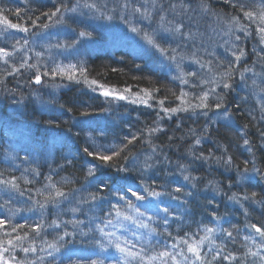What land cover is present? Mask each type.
I'll list each match as a JSON object with an SVG mask.
<instances>
[{
    "label": "trees",
    "instance_id": "trees-1",
    "mask_svg": "<svg viewBox=\"0 0 264 264\" xmlns=\"http://www.w3.org/2000/svg\"><path fill=\"white\" fill-rule=\"evenodd\" d=\"M206 2L213 13L219 14L226 19L231 20L233 16H239L242 24L249 25L248 30L251 33L238 45L239 48L245 50V56L236 65L234 74L235 91H226L222 86L216 88V94L224 96L225 103L232 112V120L228 122L230 124L229 127H225L223 120L219 123L214 122L216 120L213 115V112L216 111L214 108L212 112H209L208 117L200 115V110H197L196 113L192 111L178 112L172 115L171 118L165 116L160 109L159 100L164 99V107H176L180 103L176 96H179L181 88L190 94V99L199 95L201 89L181 85L178 80H172L167 73L155 70L150 64L142 59L135 58L128 52L125 53L120 50L117 52H109L111 50L102 51L103 43L99 41V48L95 49L92 54L83 59H76L73 62H64V64L82 61L88 69L90 78H95L105 85L114 86L118 90H122L126 86H131L133 93L139 92L142 88L160 89L159 92L153 93L154 99L150 101L154 104L152 107L155 110H149L148 106L142 104L129 105L118 101L105 102L98 95L90 96L85 91L84 84H76L67 80L61 82L59 78H57L56 83H63L68 86L64 89H61L63 87L59 88L61 90H59L57 97L44 99L45 103L41 105L37 99L21 90L20 80L27 74V71L28 76L24 80L25 84L27 83L28 85L26 89L30 92L33 88H39L35 84H28L31 77L35 75V70L32 69L29 73V70L21 69L20 74L13 75L6 80L8 82L0 74V89L3 92H5V89L12 91L17 97V104H21L23 107H21L23 112L18 111L15 115L14 111L17 110V104L11 99L0 98V172L3 173L2 178L4 179H10L13 176L17 177L20 190L25 193L23 196L18 193H12L11 202L5 208L0 209V218L7 216L12 218V223L11 225H6V230L11 232V227L16 224H23L25 221L28 224L40 221L41 213L33 205L32 201L42 200V197L37 195V190H44V185L47 183L45 177L52 175L54 181L57 182V186L61 187L66 193L71 192L72 195L68 200H62L57 206L48 205L43 213L45 224H50L54 219L58 221L76 219L84 222L80 225V228L88 233L87 236H81L79 229H74L71 223L62 224L61 228L56 231L45 227L46 236L42 235L35 239V246L38 249L36 254L29 253L25 257V254L17 249L11 253H5L6 258L14 255L17 260L41 264L40 258L43 257L42 264H67V259L71 256L72 259H104L107 264L109 259L117 257L119 254L116 253L115 249L110 248L97 255L100 250L96 247L94 239L99 238V233L89 232V228H94L96 223H100L105 219V213L111 209L113 203H118L123 211H129L124 202L118 201L116 195H114L115 189H123V192L126 193L129 186L140 190V193L146 198L142 201H136L134 197L128 194V199H131L140 208V211L145 213V220H147L148 216L153 217L150 226L158 228L161 233V235L154 237L151 241L156 251L162 250L165 244L173 242L165 233L163 220L157 219L158 216L163 217L165 214L162 210L168 208L167 218L169 224L167 232H170L172 237L183 236L185 232L196 233L199 225L216 227L217 222L212 217V213H215L220 218L219 227L233 231L235 236V242H233L223 232L215 234L216 244L226 245L221 257L231 252L241 259L243 258V254L246 251L243 237L248 234V229L245 228V225L249 223H256L258 226L264 225V207L250 201L243 202L244 206L241 207L240 204L230 201L228 197L233 193L242 195L247 192L250 195L251 192L255 191L257 200L264 199V179L251 172V163L248 164L251 180L245 181L243 184L238 183L236 172V166L238 165L242 170L245 167L244 161H251L253 155L256 167L261 172H264V147H261L260 137V133L264 131V116H262L261 106L258 101H255L252 91L242 86L239 75L245 67L254 68L255 72L257 69L262 70L261 62L257 56L261 49L260 40L256 32L257 24L245 20L242 14L229 3H225L224 0H206ZM52 7L53 4L50 2L43 4L42 2H37L35 6H26L15 2V0H0V8L13 10L12 14L8 16L9 20L15 23H24L27 26L31 25L28 16L34 18L39 16L42 11H48ZM17 8L21 10L22 20H18L15 15V9ZM40 22L49 23L42 16L38 23ZM43 30L42 28L30 27L28 35L32 36L36 32ZM77 53L81 55L79 49ZM31 54L33 53L31 52ZM27 57L30 64L37 63V60L35 61L32 57ZM211 61L215 65V63L222 60L217 56L215 60ZM227 61H234V57L225 58V66ZM254 61H257L255 65ZM39 64H42V60H40ZM40 67L41 71H43L44 68ZM113 69L116 71H113ZM44 79L48 80V77ZM14 81H17L19 88L13 85ZM248 81L252 82L250 79ZM25 86L22 83V88ZM11 95L13 96V94ZM30 98L33 99V104L35 102L43 113L38 112L36 106H32ZM89 98L93 99L95 106H89ZM191 102L197 103L198 101L191 99ZM210 102L214 104L215 100L212 99ZM237 104H239V108L236 107ZM60 105H64V108H61ZM42 107H50V110L46 111L47 108L43 110ZM69 108L73 110L69 112ZM101 108L107 110L101 112ZM84 110H88L92 114L86 117L81 116L80 113ZM140 113L143 116H139ZM158 113L162 119L157 120ZM16 117H21V119L17 120ZM209 117H212L211 121ZM61 120H65L67 124ZM47 124L51 127L50 135L54 134L55 138H62L59 132H66L68 136H65L68 138L63 139L65 143L60 146L54 141H48V136L42 131L47 136V142L45 141L44 147H39L43 140L40 138V129L45 128ZM62 124L66 125L67 128L63 127ZM177 124H179V127H177ZM205 124H208L210 135L203 133ZM158 125L163 131L149 137L147 129ZM245 125L248 126L245 130L246 138L251 142L253 153H249L246 147L243 146L240 130L244 129ZM189 129H194L196 135L202 137L201 144L195 145V155L198 156L203 152L207 156L209 150H211L215 156H220L222 151L217 148V145L223 144L228 148L226 155H231L233 158L232 167L227 169L222 164H217L215 160L211 163L195 160L190 148L194 145L196 137L189 133ZM133 134L139 136V140L129 146L130 152L127 153L130 158L129 162L124 161L122 158L119 160L121 165L127 164V172H117L114 168H104L98 171L96 178L86 176L91 158L87 157L82 150L91 144L93 138L95 140L99 138L100 142L105 144H119L126 142L124 141L125 136ZM181 134L188 137L189 140L186 144H182L176 139ZM17 135L25 138L28 149L25 150L24 154H18L17 157L15 155V160L12 157L13 155H10V152L13 153L15 151L10 148L9 144ZM90 136L92 139L89 138ZM169 137H172V139L170 140ZM149 138L151 144L145 142ZM153 145L157 148L154 154L152 153ZM5 149L8 151L7 154L10 155L8 158L5 156ZM148 155H152L149 163L153 167L147 171H142L143 162ZM132 157H136V159L132 160ZM65 158L70 159L72 162L70 164L67 163ZM92 162L98 163L96 161ZM181 164L188 168V172L192 176L199 178L195 187L191 183L184 181L183 174H181L179 168ZM60 165H63L62 169L59 167ZM32 169H37L40 175H33ZM52 169H55V172ZM23 177H27L32 183L25 184ZM64 180H69L71 183L65 184L63 183ZM209 181H213L214 185H209ZM230 181L232 187H229ZM101 182L109 185L102 192L100 191ZM144 187H152L156 191L170 193L177 196L178 199L173 200L167 194L158 198L149 197L147 193L142 191ZM176 187H181L182 191L175 193L174 189ZM93 193L103 199L88 200L89 195ZM187 193H191V195L189 196ZM30 195L32 197L31 200L29 199ZM8 198V194L0 190V204L4 203ZM85 200H88V202H83ZM209 201H212V203L210 204ZM17 208L21 209V211L15 212L13 215ZM30 208L32 211L28 210ZM72 208H79L80 211L74 215L71 211ZM10 209L12 211H9ZM245 209L249 213L247 217L244 214ZM234 226L235 228H240L241 231L236 233ZM107 230L117 231V235L126 237L136 243L137 248L140 247V242L136 240L133 232H136L137 235L147 234V230H137L131 224H128V231L123 229ZM64 231L74 232L75 235L65 238L71 242L65 245L61 252L57 254L55 260L48 257L47 252L39 251L43 246V239L46 238L50 241L56 235V232L62 234ZM24 232H29L30 237L34 235L28 227L17 229V233L20 235H23ZM17 233L12 235L14 236ZM200 234L202 235L203 233L201 232ZM8 238L10 237L4 236L3 232H0V240L6 241ZM256 241L259 242L258 236ZM30 242V240L26 241L24 246H28ZM249 246L252 247L253 251L256 250L254 245ZM204 251H208L207 245H205ZM208 258L211 259V256ZM253 259L249 257L246 264H252ZM11 264H15V262L13 261ZM214 264H228V261H224L221 258ZM232 264H240V260L232 261Z\"/></svg>",
    "mask_w": 264,
    "mask_h": 264
},
{
    "label": "snow or ice",
    "instance_id": "snow-or-ice-1",
    "mask_svg": "<svg viewBox=\"0 0 264 264\" xmlns=\"http://www.w3.org/2000/svg\"><path fill=\"white\" fill-rule=\"evenodd\" d=\"M151 9L147 6L148 0H145V4L139 6H133L132 0H116L112 9H107V5L104 6L102 10L101 7L95 3L90 2V0H75L73 3L72 0H53V7L48 11H42L39 16H28V19L31 21V25L27 26L24 23H13L9 20V14H12L11 9L0 8V25L4 26L5 30H0V35H3L4 39L7 40L8 36L11 33H8L6 29H15L19 32H23L25 34L29 33L31 28H42V29H50L53 26H67L68 21H74L77 16H83L85 14L98 15L100 18L112 20L115 15L119 12L120 18L122 21L129 25V31L140 35L141 38L153 48L156 52L160 54L164 60L169 62V68L174 66L175 73L171 76L172 80H178L181 85H188L192 88L201 89L200 94L192 97L191 99H195L198 101L197 103H192L190 94L185 92L183 88H181L179 96H176V99L180 101V103L176 107L168 108L164 107V99L158 101L160 105L161 111L165 116L171 118L172 115L178 112H187L192 111L196 113L199 111L200 115H204L208 117L209 112L213 111V108L216 110L213 112V115L216 117L214 122L219 123L221 120L225 122V127H229V121L232 120V112L227 107L225 103V98L223 95L216 94L217 87H223L226 91H235L234 81H235V70L236 65L242 61L245 56V50L243 48H239L236 43H232V48H226V51H230L231 55L234 57V61H227L225 66V61H218L213 64V61L209 60L204 62L200 57L197 56V52L199 51L196 48V41L202 37V33L199 31V24L190 13H195L196 8H193L190 3L186 4L184 0H181L180 4L171 3L169 5L168 11H171L174 17L176 16H187L188 22L185 23L183 20H169L167 15L165 14L166 10L163 7V4H159V19L156 22V27H152V23L154 21L157 6L159 0H150ZM225 3H229L235 10L242 14L245 20H248L250 23L257 24L256 32L259 37L261 45H264V0H224ZM200 14L207 15L210 12V8L206 0H200L197 5ZM88 10L85 13L84 10ZM107 12V14H106ZM15 15L18 20H22L23 17L21 15V10L19 8L15 9ZM41 16L44 17L47 22H40ZM129 17H137V23H131ZM217 21H220V18L217 17ZM146 25V26H142ZM211 27V26H210ZM249 25L242 24L240 22L239 16H233L231 20L227 21V31L223 32L225 36H235V41H239L241 39L240 36L235 35L236 31L243 32L245 37L251 35L248 30ZM151 29V30H149ZM187 29V30H186ZM215 31V29H213ZM91 33L86 31H80L78 33V39L71 41V43H57L52 46L49 45L48 48L56 47L57 49H62L67 51L68 49H75L79 39L90 37ZM179 37L184 41V47L188 46V42H192L194 50L190 55H185L183 52L178 51L180 45L177 47H172L171 43H168L166 47L162 41H168V38L175 39ZM29 44V40L27 37L23 38V44L21 41L17 39L15 43L12 45V51H8L5 47H0V62L3 64H9V58L13 56L14 52L19 51L21 48H24ZM229 44V41H224V45ZM19 46V47H17ZM48 50V49H46ZM31 51V49H29ZM34 56L37 60L36 64L28 63V58H23V62L20 63L19 67L11 66V71L4 70L5 75H13L20 74L21 69L26 70H35V75L31 77L28 81V84L40 85L41 87H49L52 88H60L66 87L67 85L63 83H56L57 78L60 79L61 82L67 80L68 82H74L76 84H84L89 88L93 93H97L98 96H102L105 98V102H114V101H127L131 104H143L148 107H152L149 104V101L154 99V92H159L160 89H148L142 88L139 92L133 93L131 86H126L122 90L116 89L114 86H108L101 83L99 80L95 78H90L88 74V69L86 65L81 61L78 63H68L64 64L62 62H57L53 57H49L52 60L51 67L48 64H44V70L41 71L40 60L44 56V52H34ZM258 59L261 62V73H256L254 68L245 67L243 72H240V82L244 85L245 89L251 87L256 90L253 92L254 95L259 96L258 103L261 106V113L264 116V47L260 49V52L257 53ZM190 60L192 64L198 65V69L195 71L185 72L184 70V61ZM254 65L257 61L253 62ZM139 67V65H137ZM113 71H116L113 69ZM245 73H252L251 77L245 75ZM48 77V80L44 78ZM192 78V79H189ZM251 79V85L247 83V81ZM198 81V83H197ZM174 94V93H173ZM33 95L36 96L38 102L43 105L45 101L39 95V89L35 90ZM51 95V94H50ZM175 95V94H174ZM214 99L215 103H211L210 101ZM61 108H64V105H60ZM239 108V104L236 106ZM73 109L69 108L68 111L71 112ZM107 109L101 108L100 111H106ZM92 113L88 110H84L80 113L81 116H89ZM162 119L157 114V120ZM209 120H212V117H209ZM51 123V122H49ZM179 127V124H177ZM247 125L244 126V129L240 130V135L243 138V146L246 147V150L249 153H253V148L251 146V142L248 138H246V129ZM163 129L159 127L148 128L147 132L149 137L154 135L157 132H161ZM189 133L195 136L194 145L190 148V151L195 160H202L206 163H211L213 160L217 164H222L227 169H230L233 165V158L231 155H226L228 152V148L226 145L218 144L217 148L222 151L220 156H215L214 153L209 150L208 155H204L201 152L198 156L195 155V145H199L202 142V137L197 136L194 129H189ZM204 134L210 135L208 124H205L203 129ZM143 135V133H141ZM261 137V147H264V131L260 133ZM171 140L172 137H169ZM139 140V136L133 134L131 136H125L124 141L119 144H105V143H97L95 138L92 139L91 144L87 147L83 148V153L91 158L89 161V166L86 171L87 177L96 178L99 170L104 168H114L117 172H127V164L121 165L119 160L122 158L124 161L129 162L130 158L127 153L130 152V145H133L135 141ZM145 142L151 144L150 138ZM157 151L156 146H152V153L154 154ZM66 159L67 163H71L70 159ZM136 157H132V160H135ZM152 159V155H148L145 157L143 162L142 171H147L152 168L153 165L149 163ZM92 161H96L98 163H93ZM251 163L252 168L251 172L256 175L261 176L264 179V172H261L259 168L256 167L255 157L253 155V159L251 161L245 160V167L241 170L240 167L236 166L238 183L243 184L245 181L251 180L252 177L249 175L248 164ZM61 169L63 165L59 166ZM181 170V174H183V179L186 182L192 184L193 187L196 186V182L198 181V177L192 176L188 172V168L181 164L179 165ZM27 171V170H26ZM55 172V169H52ZM33 175H40L37 169H32ZM187 173V174H185ZM3 173L0 172V190H3L6 194H8V199L4 201V203L0 204V209L5 208L11 202V194L18 193L20 196H23L24 191L20 190V186L18 183V178L13 176L10 179H4ZM24 183L29 184L32 183L27 177H23ZM47 183L44 185V190H37V195L42 197V200H33V205L40 211L41 219L38 222H33L32 224H28L27 221L23 224H16L11 227V232L6 230V225H11L12 218L11 216L0 218V232H3L4 236L10 237L6 241L0 240V264H11V262H15V264H34V262H27L26 260H17L16 256L10 255V258H6L5 253H11L17 249L22 251L25 254V257L29 253L36 254L38 249L35 246V239L37 237H41L42 235L46 236L45 227L53 229L56 231L61 228V225H67L71 223L74 229H79V234L81 236H87L88 233L84 232L80 225L84 222L80 220H72V221H58L54 219L50 224H45L43 213L48 207L49 204L53 206H57L62 200H68L72 195L71 192L66 193L61 189V187L57 186V182L54 181L52 175H48L45 177ZM63 183H71L69 180H64ZM209 185H214L213 181L208 182ZM109 187L108 184L101 182L100 191L102 192L105 188ZM229 187H232L231 181L229 182ZM143 192L147 193V196L158 198L163 195H170L171 199H178L177 196L172 195L170 193H164L160 191H156L152 187H144ZM182 191L181 187H176L174 189L175 193H180ZM128 194L131 197H134L136 201H142L146 197L140 193V190L133 189L131 186L128 187L127 192H123V189H115L114 195H116L118 201H123L129 211H123L121 206L118 203H113L111 205V209L105 213V219L96 223L94 228H89V232L99 233V238L94 239V243L96 247L100 250L97 255L102 254L108 249H115L116 253L119 255L117 257H113L107 261V264H214V262L220 260L221 258L224 261H228V264H232V261L240 260V264H246V261L249 257L254 258L252 260V264H264V225L258 226L256 223H249L245 225V228L248 229V234L243 237L245 241L246 251L243 254V258L237 257L233 253L229 252L226 255L221 257V253L225 251L226 245L216 244L215 234L217 232H223L224 235L235 242L234 232L223 229L219 227L220 218L212 213L213 220L217 222L216 227H209L207 225H199L198 231L196 233H188L185 232L183 236H175L172 237L170 232H167V226L169 224L168 213L169 209L164 208L162 211L165 214L163 217L158 216V220H163V225L165 226V233L171 238V241L163 247L162 250L156 251L151 241L154 237L161 235L158 231V228L151 227L150 222L153 221L152 216H148L147 220L144 219L145 213L140 211V208L131 200L128 199ZM187 195H191V193H187ZM257 193L255 191L251 192L250 195L245 192L242 195H238L237 193H233L228 197L230 201H233L237 204H240L243 207V202L250 201L254 204H260L264 207V199L257 200ZM31 200V195L29 196ZM97 199H103L97 194H90L88 200L96 201ZM88 200L83 202L87 203ZM211 204L212 201H209ZM32 211V209H28ZM9 211H12L11 209ZM21 209L17 208L13 212H19ZM71 211L75 215L80 211L79 208H72ZM114 213V216H113ZM244 214L247 217L249 215L248 210H244ZM128 224L134 225L137 230L145 229L147 230V234H139L133 232L136 240L140 242V247L137 248V244L131 240H128L126 237H121L117 235V231L115 230H107V229H123L124 231H128ZM28 227L30 232L34 235L30 237L29 232H24L23 235L17 233V229H23ZM236 233L241 231L240 228H235ZM254 230V231H253ZM203 233L202 235L200 233ZM13 233H17L16 235H12ZM75 233L64 231L62 234L56 232V235L52 240H47L46 238L42 240V247L39 249L40 252H47V256L51 257L52 260H55L57 254L61 252V250L65 247L66 244L71 241L66 240V237L74 236ZM198 236V238H196ZM259 237V242L256 241V237ZM31 241L28 243V246H24L26 241ZM205 245L208 246V251H204ZM249 245H254L255 251H253L252 247ZM211 256V259L208 257ZM258 258V259H255ZM41 259V264L43 262V257ZM67 264H106L104 259H91V258H77L72 259L71 256L67 259Z\"/></svg>",
    "mask_w": 264,
    "mask_h": 264
},
{
    "label": "rangeland",
    "instance_id": "rangeland-1",
    "mask_svg": "<svg viewBox=\"0 0 264 264\" xmlns=\"http://www.w3.org/2000/svg\"><path fill=\"white\" fill-rule=\"evenodd\" d=\"M15 2L22 3L26 6H35L37 2H42V4L50 2L53 4V0H26V1L15 0ZM72 2L74 3L75 0H72ZM90 2L97 3L101 7L102 10L104 9V6L107 5V9L110 10L113 8L114 4L116 3V0H90ZM184 2L186 4L190 3L193 8H196V12L190 13V15H192L193 18L196 21H198L199 31L202 33V37L196 41V48L199 49V51L197 52V56L200 57L204 62H207L210 59L215 60L217 56L220 57L222 61H225V58L233 57L231 55V52L226 51L225 49L226 48L231 49L232 43H236L237 45H239L242 42V40L244 41L246 37L244 36L243 32H239V31L235 32V35H238L241 37L239 41H235V36L229 37V36L223 35V32L227 31V21H229V19H226L225 17L220 16L219 14H215L211 10L207 15L200 14L199 9L197 8V5L199 4L200 0H184ZM160 3L163 4L164 9L166 10L165 14L167 15V18L169 20L174 19L177 21L183 20L185 23L188 22L187 16L174 17L171 11H168L169 5L171 3L180 4L181 0H159L156 15L152 23L153 28L157 26L156 22L159 19V15H160L159 4ZM132 4L134 7L139 6V5L145 4V0H132ZM147 6L151 9L152 5H151L150 0H148ZM84 11L85 13H87L88 10L85 9ZM217 17L220 18L221 22L217 21ZM129 20L131 21V23H137V17H129ZM12 22L15 23L14 21ZM142 26H146V25H142ZM213 29H215V31H213ZM0 30H5L3 25H0ZM6 31L8 33H11V35L8 36L7 40L4 39L3 35H0V47H5L8 51H12V45L15 43V41L19 39L21 41V44H23V38L25 37H27V39L29 40V44L25 46L24 48H21L19 51L14 52L13 56L9 58L8 65H5L3 64V62H0V74L3 76L5 81L11 78L15 74L5 75L4 70L7 69V71H11L10 65L19 67L20 63L23 62V58L27 56L32 57L36 61V58H34L33 56L34 52H44V56L41 58L42 64H40V66L42 67L44 64L51 65L52 60L49 59L50 56L53 57L57 62L59 61L62 63L70 62V61L73 62V61H76V59H83L87 57L89 54H92L93 52H95V49L99 48L100 43H98V41L99 42L103 41L102 51L107 52L111 50L109 52H117L120 50V51H124L125 53L128 52L135 58L142 59L146 63L150 64L155 70H158L163 73H167L170 77L176 74L174 66H172L170 70L168 61L164 60V58L161 57L158 52H156L153 48L147 45L140 35H137L129 31V25L121 20L119 12L115 15V17L112 20L100 18L98 15H91V14L77 16L74 21H71V20L68 21L67 26H64V27L53 26L50 29H47V30L44 29L43 31L36 32L32 36H29L28 33L25 34L15 29H6ZM80 31L90 32L91 36L79 39V42L77 43L75 49H68L67 51H64L62 49H57L56 47H51L50 49L48 48L49 45L54 46L58 42L59 43H65V42L71 43V41L77 40L78 33ZM226 40L229 41V44L224 45V41ZM169 42L171 43L172 47H177V45H180V47L178 48V51L183 52L185 55H190L191 52L194 50L192 42H188V46L184 47V41L181 40L179 37H176L175 39L168 38V41H162V43H164L166 47L168 46ZM259 44L261 48L264 47V45H261L260 41H259ZM29 49H31V51H29ZM78 49L81 55H78L77 53ZM31 52L33 54H31ZM197 69H198V65L192 64L190 60L186 59L184 61L185 72L195 71ZM30 71L31 70H29V73ZM259 72H262V70L257 69L256 73H259ZM245 75L247 76L249 75L248 77H251L252 73H245ZM27 76H28V71H27V74L23 76V78L20 80L21 90H24L27 94H30L29 96L35 99L37 98L35 95H33V93L37 89H39V95L44 100V99H53L57 97L59 90L66 88V87H63V88L60 87L61 89H59V88H52L51 86L41 87L40 85H36L39 88H36V89L33 88L31 91L33 90L34 91L29 92L26 89L28 85L27 83L25 84L24 82ZM189 79H192V78H189ZM22 83H23V86L26 85L24 88H22ZM247 83L251 85V82L247 81ZM13 85L16 88H19L17 81H14ZM184 86H188V85H184ZM242 86L244 87L243 84ZM248 89H250L252 93L256 91L252 89L251 87H249ZM85 90L87 91V89ZM4 91L5 92H3L2 89H0V98L3 99L5 96L4 95L5 93L8 97H11V100L13 102H15L16 104L18 103V100H16L17 97L12 91H10L9 89L7 90L5 89ZM88 91L90 93H93L92 91L89 90V88H88ZM11 94H13V96ZM94 95H97V93H93V96ZM254 98L256 99L255 101L259 100L258 95H254ZM150 101H149V104L153 106L154 104H152ZM123 102L129 105H132L131 103L127 101H123ZM134 105H138V104H134ZM21 107H22L21 104L20 105L17 104V110L14 111L15 115L18 111H22ZM50 107H44V108H47L46 111H49ZM148 109L155 110L154 107H149ZM16 119L20 120L21 117H16ZM44 130L45 128L40 129L41 131L40 138L42 137L43 140H42V143H40L39 147L40 146L44 147V144L47 142V136L42 132ZM59 133H61V137L63 139H66V137L68 136L66 132L64 131L63 133L62 132H59ZM41 135H45V136H41ZM57 135H60V134H57ZM17 138L19 139L16 140ZM89 138L92 139L91 136ZM37 139H39V137H37ZM55 139L56 138L54 134H51L48 137V141L50 142L54 141ZM96 140H97L96 141L97 143H101L99 138H96ZM26 142L27 141L25 140V138H23L22 136L18 137V135L14 138V140L12 139V142L9 145H10V148L14 150L15 152L13 153L10 152V155H13L12 157L15 160L18 154H24L26 152L25 150L28 149ZM7 153L8 151L5 149V156L8 158L10 155Z\"/></svg>",
    "mask_w": 264,
    "mask_h": 264
},
{
    "label": "bare ground",
    "instance_id": "bare-ground-1",
    "mask_svg": "<svg viewBox=\"0 0 264 264\" xmlns=\"http://www.w3.org/2000/svg\"><path fill=\"white\" fill-rule=\"evenodd\" d=\"M95 40H97V39H95ZM102 43H103V41H102ZM84 89H87V93L90 95V96H93V93H90L89 91H88V87H84ZM4 98H6V99H11V97H8L5 93H4ZM30 100V103L32 104V106H36L37 108H38V105L34 102V104H33V99H29ZM35 101V100H34ZM88 103H89V106H95V103L93 102V99H88ZM37 111L38 112H40V113H43L42 112V110L41 109H37ZM37 111H36V113H37ZM38 114V113H37ZM139 116H143V114L142 113H140L139 114ZM61 121H63V123H66V121L65 120H61ZM67 124V123H66ZM62 126L63 127H66L67 128V126L66 125H64V124H62ZM50 130H51V127L47 124L46 126H45V130H44V132H45V134L49 137L50 136ZM41 136H45V135H41ZM42 138V137H41ZM176 139L177 140H179V142H181L182 144H186L187 143V141L189 140L188 139V137L186 136V135H184V134H181V135H178L177 137H176ZM54 143H56V144H60V146L63 144V143H65L64 142V140H63V138H56L55 140H54Z\"/></svg>",
    "mask_w": 264,
    "mask_h": 264
}]
</instances>
